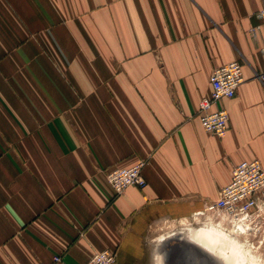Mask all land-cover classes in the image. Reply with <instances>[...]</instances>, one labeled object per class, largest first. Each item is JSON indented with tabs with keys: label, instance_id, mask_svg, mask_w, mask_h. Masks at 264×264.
<instances>
[{
	"label": "crops",
	"instance_id": "crops-1",
	"mask_svg": "<svg viewBox=\"0 0 264 264\" xmlns=\"http://www.w3.org/2000/svg\"><path fill=\"white\" fill-rule=\"evenodd\" d=\"M263 7L0 0V264H86L103 250L153 264L155 227L195 220L241 161L264 167ZM231 62L244 82L213 108L228 114L217 138L198 104ZM138 161L146 186L116 195L105 174Z\"/></svg>",
	"mask_w": 264,
	"mask_h": 264
},
{
	"label": "built area",
	"instance_id": "built-area-1",
	"mask_svg": "<svg viewBox=\"0 0 264 264\" xmlns=\"http://www.w3.org/2000/svg\"><path fill=\"white\" fill-rule=\"evenodd\" d=\"M256 17L264 20V7ZM259 26L248 30L256 38ZM258 78L264 82V74ZM244 82L242 65L231 62L214 69L209 77L210 94L198 104V116L202 129L217 138H223L228 129V114L223 109H213L223 99H232ZM144 161H138L129 168H116L105 174V180L116 195L129 187L143 189L146 181L142 175ZM213 209L224 213L232 223L246 224L249 228L254 222H261L264 228V167L258 160H245L235 165L230 182L218 192ZM250 229V228H249ZM54 262L60 261L54 257ZM86 264H116L111 251L96 252Z\"/></svg>",
	"mask_w": 264,
	"mask_h": 264
},
{
	"label": "bare ground",
	"instance_id": "bare-ground-1",
	"mask_svg": "<svg viewBox=\"0 0 264 264\" xmlns=\"http://www.w3.org/2000/svg\"><path fill=\"white\" fill-rule=\"evenodd\" d=\"M232 229L235 232L240 231L236 232L237 235L241 233L247 236L249 228L246 224L235 222ZM184 233L196 241L199 250L207 254L213 262H215V256L221 261V264H264L261 257L250 251L237 239L238 236H234L235 233L232 235V232L225 229L205 224L200 227L189 228ZM153 264H162V257L157 253L153 255Z\"/></svg>",
	"mask_w": 264,
	"mask_h": 264
},
{
	"label": "rangeland",
	"instance_id": "rangeland-1",
	"mask_svg": "<svg viewBox=\"0 0 264 264\" xmlns=\"http://www.w3.org/2000/svg\"><path fill=\"white\" fill-rule=\"evenodd\" d=\"M215 226L218 228L225 229L229 232H232V235L238 236L239 239L250 251H252L256 256H259L264 261V228L261 222L256 221L252 224L247 231V236L236 234V232L232 229L234 223L230 222L229 217L224 213L213 209V206L206 207L201 211L199 216L193 220H184L181 222H168L163 223L160 226L154 228L152 234V243L150 245L153 255L159 249L158 240L165 238L168 235L178 234L186 231L189 228L200 227L202 225ZM161 248V247H160Z\"/></svg>",
	"mask_w": 264,
	"mask_h": 264
},
{
	"label": "water",
	"instance_id": "water-1",
	"mask_svg": "<svg viewBox=\"0 0 264 264\" xmlns=\"http://www.w3.org/2000/svg\"><path fill=\"white\" fill-rule=\"evenodd\" d=\"M158 243L156 253L162 257V264H221L215 256V262L211 261L184 232L166 236Z\"/></svg>",
	"mask_w": 264,
	"mask_h": 264
}]
</instances>
